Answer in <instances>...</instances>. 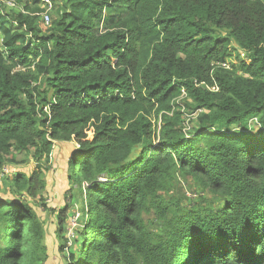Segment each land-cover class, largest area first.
Returning a JSON list of instances; mask_svg holds the SVG:
<instances>
[{
    "label": "trees",
    "instance_id": "obj_1",
    "mask_svg": "<svg viewBox=\"0 0 264 264\" xmlns=\"http://www.w3.org/2000/svg\"><path fill=\"white\" fill-rule=\"evenodd\" d=\"M0 10V264H46L55 143L78 146L65 264H264V0H40ZM91 135V138H89ZM27 156L19 162L16 154ZM192 178L219 206L166 198ZM154 215V222L147 217ZM86 218V219H85Z\"/></svg>",
    "mask_w": 264,
    "mask_h": 264
},
{
    "label": "rangeland",
    "instance_id": "obj_2",
    "mask_svg": "<svg viewBox=\"0 0 264 264\" xmlns=\"http://www.w3.org/2000/svg\"><path fill=\"white\" fill-rule=\"evenodd\" d=\"M59 0H54V3ZM55 8V4H54ZM8 10V7L5 5L1 6L2 13ZM52 18V16H51ZM43 30L47 28L42 26ZM1 49V43H0ZM91 138V135H89ZM77 144L73 143H55L54 150L52 153V168L46 176L47 188L43 192V199L48 209L51 211H45L38 204L40 197L35 199H30L25 197V201L29 204L30 208L33 209L38 217L45 221V243L48 251V261L46 264H65L64 260L59 252V240L57 239V228H58V218L59 211L62 209L65 210L67 214V219L64 225L65 232H67V238L70 239L73 237L74 231L77 227L82 226L81 221L83 219V213L80 210L79 206H71V209L68 210L70 205V198L67 200L66 193L69 189L68 184V170L69 164L72 157L76 153ZM17 160L19 162L27 161L28 157L16 154ZM35 168V163L32 160H29L27 164L24 165H15L7 166L5 173L0 175V200H11L15 195L12 193V183L11 180L13 175L17 172L31 174L32 170ZM168 200L170 198H175L180 200L184 207L191 209L194 205H209L213 204L219 206L221 199L217 195H213L207 191H204L198 183H196L192 178L178 176L176 184L169 194L166 197ZM149 221L155 223V216L151 215L147 217ZM86 219V218H85ZM155 229H159L160 225L155 223Z\"/></svg>",
    "mask_w": 264,
    "mask_h": 264
},
{
    "label": "built area",
    "instance_id": "obj_3",
    "mask_svg": "<svg viewBox=\"0 0 264 264\" xmlns=\"http://www.w3.org/2000/svg\"><path fill=\"white\" fill-rule=\"evenodd\" d=\"M40 1L42 5H44L45 10L37 15L42 17V26L48 28L51 25V12L54 9V0H40ZM2 5H5L6 7H8V9L17 8L15 0H0V10Z\"/></svg>",
    "mask_w": 264,
    "mask_h": 264
}]
</instances>
